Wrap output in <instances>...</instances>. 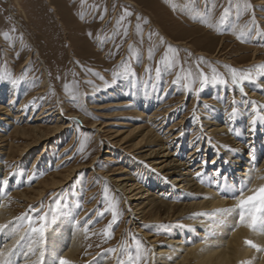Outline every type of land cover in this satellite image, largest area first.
I'll use <instances>...</instances> for the list:
<instances>
[{
    "label": "rangeland",
    "instance_id": "374dc122",
    "mask_svg": "<svg viewBox=\"0 0 264 264\" xmlns=\"http://www.w3.org/2000/svg\"><path fill=\"white\" fill-rule=\"evenodd\" d=\"M262 66L264 0H0V84L17 87L11 112L13 116L18 106H25L19 126L27 131L15 134V126L0 121V146H5L0 151V181L20 192L80 168L67 187L57 193L49 187L38 201L18 203L9 188L5 197L20 221L19 230L41 241L67 222L82 231L79 264L93 259L99 264H134L138 247L139 264H152L151 248L132 230L123 200L104 178L126 165L104 135L122 130L120 124L132 125L124 128L127 132L145 124L130 104L120 107L124 99L111 98V92L129 80L128 90H138L142 100L151 91L157 93L162 105L178 107L170 123L184 119L185 140L192 136L197 116L209 117L215 109L228 124L242 116L246 106L245 123L255 120L252 124L259 130L264 105L248 97L259 94ZM249 73L250 79H244ZM45 106L58 112L56 117L69 128L50 142L35 144L21 158L19 152L34 140L27 128L39 125L48 132L56 123L51 117L33 122ZM233 108L236 114L230 116ZM106 122L114 125L102 128ZM93 124L97 129L90 128ZM133 138L127 144L138 141ZM190 150L183 149L181 157ZM65 156L69 159L58 164ZM200 156L198 161L214 158L205 151ZM263 157L264 150L254 164ZM138 173L140 183L157 193L146 175ZM40 215L46 217L43 236L31 231L39 227ZM148 227L160 246L175 229Z\"/></svg>",
    "mask_w": 264,
    "mask_h": 264
},
{
    "label": "bare ground",
    "instance_id": "6f19581e",
    "mask_svg": "<svg viewBox=\"0 0 264 264\" xmlns=\"http://www.w3.org/2000/svg\"><path fill=\"white\" fill-rule=\"evenodd\" d=\"M261 80L259 94L251 92L248 101L264 105V78ZM128 83L129 80H122L110 96L124 99L119 106L130 104L134 116L145 124L133 127L129 132L124 128L131 127V124H120L122 130L104 135L107 146L118 152L126 164L104 178L123 200L132 230L151 248L152 264H264V250L257 251L245 243L250 240L264 249V225L258 223L255 229H250L247 227L250 221L241 223L237 206L241 192L247 197L253 194L252 190L264 185V157L254 164L264 150L263 146L260 147L262 137L264 141V123L259 130L252 123H245L243 114L247 115L246 106L241 110L242 116L228 124L215 109L216 112L209 117L204 114L197 116L194 132L189 140H185L184 119L170 123L178 107L162 105L153 91L142 100L138 90H128ZM17 92V87L0 84V121L15 126L14 133L23 135L27 131L19 124L24 121L25 106H18L20 109L13 116L11 112ZM150 108L152 111L146 114ZM43 110L33 122L51 117L56 118V123L48 132L39 125L27 128L33 134L34 144L25 145L19 152L21 158L35 144L50 142L69 128L59 116L56 117L58 112L51 107L45 106ZM96 124L90 128L97 129ZM111 125L114 123L106 122L102 128ZM132 137L138 141L127 144ZM4 147L0 146V151ZM189 147L191 150L184 158L181 157L183 149ZM201 151L214 154L212 161L205 158L198 161ZM244 152L248 155L243 156ZM67 159L69 157H63L58 164ZM79 170L72 169L60 179L59 174H54L49 177V183L43 181L20 192L9 187L11 183L0 181V225L5 226L0 230V252L4 253L0 264H41V251L44 253L42 264H60L61 260L69 264L80 263L78 257L83 251L81 229L64 222L44 237L46 240L40 241L35 235L29 236L25 230H19L20 221L12 216L13 208L9 207V199L5 197L10 188L11 199L18 203L38 201L49 187L55 193L67 187ZM137 173L143 177L146 175L147 182L159 189L157 193L151 191L149 185L141 184ZM148 224L153 225L152 228L160 224L168 228L174 226L175 229L169 232L170 237L160 246L157 235L149 231ZM87 264L99 262L93 259Z\"/></svg>",
    "mask_w": 264,
    "mask_h": 264
},
{
    "label": "snow or ice",
    "instance_id": "6c2138e0",
    "mask_svg": "<svg viewBox=\"0 0 264 264\" xmlns=\"http://www.w3.org/2000/svg\"><path fill=\"white\" fill-rule=\"evenodd\" d=\"M251 5L246 4L245 8H249ZM227 9H225V15H227ZM127 15H130V13H126ZM264 67V66H262ZM251 74L249 73L247 76L243 77L244 79H250ZM221 83H226V81H220ZM237 77L235 74V71L233 72V83H237ZM236 109L233 108L232 113H230V116H235ZM252 123H255V120L252 121ZM200 173H197V176H199ZM6 184L7 181H4ZM253 194L249 195L247 197L243 196L241 192V196L238 200V208L240 209V222L243 223L245 220L250 221L247 224V227L250 229H255L257 224L260 223L264 225V185H261L259 188L252 190ZM259 214V215H257ZM39 227L31 228L32 232H39L41 236H43L44 232V226L46 222V217L44 215L39 216ZM113 222H116V213L113 212ZM29 223H31V220H29ZM5 226L0 225V230H2ZM109 228H111V224H109ZM19 243V241H17ZM245 243L251 245L252 247L256 248L257 251H262V249L259 245L254 244L252 241H245ZM114 251V250H113ZM139 247L137 248V256L135 257L134 264H139L140 255H139ZM43 255L44 253L41 251V264L43 261ZM4 256V253L0 252V257ZM130 260H132V257H129ZM60 264H69L66 260H61ZM120 264H124L123 261H120Z\"/></svg>",
    "mask_w": 264,
    "mask_h": 264
}]
</instances>
